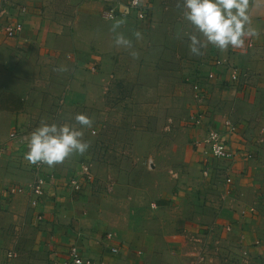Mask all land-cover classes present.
I'll return each mask as SVG.
<instances>
[{
  "label": "crops",
  "instance_id": "1",
  "mask_svg": "<svg viewBox=\"0 0 264 264\" xmlns=\"http://www.w3.org/2000/svg\"><path fill=\"white\" fill-rule=\"evenodd\" d=\"M3 1L13 8L24 6L26 12L19 15L24 29L18 37L0 34V264L7 262L6 247L17 251L12 264H38L36 256L43 249L46 255L40 264H65L73 245L93 259L94 264H264V0H249L251 27L257 34L246 37L242 47L221 50L208 44L195 61H188L177 58L170 46L160 54L164 60L161 67L155 68L165 72L164 63L170 62L176 67L206 65L209 74L217 75L208 107L199 108L208 115L206 122L222 129L225 120L235 122L241 118L236 123V133L231 134L232 148L239 154L233 162L216 160L214 168V159L206 158L201 149L193 146L194 138L203 135L202 130L189 132L194 169H208L206 174L212 172L215 177V181L200 183V189L224 191L225 200L220 203L215 196L208 204L212 210L208 217L186 220L181 216L177 229L170 233L161 228L162 220L146 215V223L160 229L143 234L131 232L128 237H121L115 230L105 233L100 224L105 223V214L98 215L94 209L92 184L84 192L71 190L70 178L80 175L83 167L90 164L81 165L71 155L54 166L44 164L37 169V163L25 159L28 139L41 119L37 111L57 110L51 101L53 96L64 95L66 105H75L86 98L89 102L88 94L96 89L95 94L104 92V71L96 75V88L90 82L95 75L91 69L110 63L108 55L99 53L105 40L103 29L113 32L110 55L116 57L118 65L127 61L123 54L130 53L115 43L116 36L123 35L121 28L128 23L104 18L106 4L101 0H0V5ZM143 2L151 8L149 21H139L144 26H150L158 16L168 20L166 16L184 11L183 0ZM130 17L135 20V13ZM154 25L157 26L144 36L150 55H158V50L162 53L170 45L164 38L163 44L156 42L153 28L159 24ZM182 26L179 22L176 27L180 29H176L164 23L159 31L172 34L175 30L183 31ZM93 35H97V41ZM141 36L142 33L132 39L135 42ZM137 45L136 42L132 47L136 56L129 58L133 63L144 60H138ZM217 61L222 64L216 65ZM232 68L238 71L235 81L231 78ZM121 77L129 76L121 73ZM13 131L17 135L12 138ZM187 165L185 162L183 169ZM219 175L224 179L216 181ZM38 177L46 180L45 196L38 197L29 191L8 194L10 187L26 185ZM227 178L232 179L231 184ZM167 204L162 202L160 207L166 209ZM218 209L221 213H217ZM203 222L205 226L197 227ZM186 223L194 224L185 228ZM116 245L122 247L120 254L111 252Z\"/></svg>",
  "mask_w": 264,
  "mask_h": 264
},
{
  "label": "rangeland",
  "instance_id": "2",
  "mask_svg": "<svg viewBox=\"0 0 264 264\" xmlns=\"http://www.w3.org/2000/svg\"><path fill=\"white\" fill-rule=\"evenodd\" d=\"M166 17L168 20L164 16H158L150 26H144L132 17L126 18L127 20L117 19L128 23L120 31L130 41L129 46L121 45L123 50L130 53L123 54L127 61L118 65L114 61L116 57L110 55V47L114 46L113 32L103 29L108 34L104 33L105 40L99 53L108 55L110 63H101L91 69L95 75H92L90 82L97 84L96 75L104 71L107 77L104 92L95 94L96 89L95 93L88 94L91 98L89 102L86 98L75 105H66L64 95H55L51 101L57 106L56 111H37L41 114V119L36 122L35 128L42 121L81 127L74 119L78 113H84L92 119V126L83 128V139L90 147L85 153H74L72 157L77 158L81 165L90 164L94 176L91 192L94 209L98 215L102 212L105 214V223L100 224L105 233L115 230L121 237H128L131 232L143 234L160 229V226L152 227V224L146 223V215L149 218H159L163 221L161 228L168 233L173 232L174 228L177 229L181 216H185L186 220H194V216L208 217L212 211L209 209V202L214 201L215 196L220 203L225 200L224 191L200 189V183L214 180L215 177L212 172L206 174L205 168L201 169L200 166L199 170L194 169L195 161L191 158L194 154L189 143V132L191 129L195 130L191 125L192 114L199 111L201 106L208 107L216 83L208 77L210 70L206 69V65L176 67L170 62L164 63L165 72L155 71L164 62L160 54H164L170 46H173L172 51L177 54V58L195 61L198 56L189 50L188 35L196 33L195 27L183 14ZM156 22L159 24L153 28L156 42L163 44L164 38L170 44L162 49V53L161 49L156 52L159 57L150 55L148 42L144 37L152 31L153 26H157L154 25ZM179 22L183 23V31L175 30L172 34L159 31L164 23L180 29L176 27ZM134 29L137 32L143 30L140 32V40L135 39V42L132 39L137 33ZM93 37L97 41V35ZM136 42L139 46L136 51L138 60L144 57L140 63L129 60ZM81 50L82 48L80 52ZM157 57L158 60L154 61ZM121 73H127L129 77H121ZM195 86H198V92ZM240 120L241 118L238 119ZM238 121L231 120L234 124L240 123ZM185 162L189 164L186 170L183 169ZM215 162L216 159L212 162L213 168ZM220 177L223 176L219 175L216 181H220ZM165 201L168 202L166 209L164 206L160 207ZM217 213H221V210L218 209ZM193 224L186 223L185 228ZM205 225L203 222L197 224V227ZM36 245L39 247L38 243ZM6 248L7 262L4 264H12L11 260L15 254L17 257V251ZM10 254L13 256L11 259ZM45 255L44 249L43 253H38V264L44 261ZM190 256L193 258L195 255L191 252Z\"/></svg>",
  "mask_w": 264,
  "mask_h": 264
},
{
  "label": "clouds",
  "instance_id": "3",
  "mask_svg": "<svg viewBox=\"0 0 264 264\" xmlns=\"http://www.w3.org/2000/svg\"><path fill=\"white\" fill-rule=\"evenodd\" d=\"M183 9L184 18L199 33L188 35L192 54H202L208 44L221 50L229 46L239 48L244 45L246 37L257 34L251 27L249 0H183ZM136 36L139 37L140 33L137 32ZM115 43L130 45V41L120 34ZM74 119L81 127L42 121L30 134L25 159L51 167L74 153H85L90 145L83 139V128L91 127L93 121L84 113L76 114Z\"/></svg>",
  "mask_w": 264,
  "mask_h": 264
},
{
  "label": "built area",
  "instance_id": "4",
  "mask_svg": "<svg viewBox=\"0 0 264 264\" xmlns=\"http://www.w3.org/2000/svg\"><path fill=\"white\" fill-rule=\"evenodd\" d=\"M106 4L103 11V17L109 20L128 18L132 12L135 13V17L138 21L148 22L151 16V8L143 0H101ZM26 8L24 6L11 7L8 6L6 1L0 5V34H3L7 38L18 37L23 29L24 23L19 18V15L24 14ZM220 61L216 62V65H221ZM212 80H215L217 75L212 72L208 75ZM232 80L238 79V71L232 68L231 73ZM198 90V86H195ZM208 115L199 111H194L191 117V125L193 128L202 130L203 135L196 137L193 140V146L196 149H201L206 158L216 159L220 161H235L236 156L239 154L232 148L231 134L236 133L237 125L229 120H225L223 128L220 129L211 122H206ZM17 132L13 131L11 137H16ZM44 164L37 163L36 168L39 169ZM206 173L208 169L205 170ZM50 178V177H49ZM228 184L232 183L231 178L226 179ZM94 182V176L90 170L89 165L83 167L82 173L75 178H70L69 186L73 192H84ZM46 180L44 178H36L32 182L22 186H12L8 189V194L16 195L18 193H25L27 191L35 194L38 197L45 195ZM108 238H112V234H108ZM122 247L119 245L113 246L111 252L113 254H120ZM13 258L12 255H10ZM65 264H94L93 259L85 256L83 252L73 245L68 250V260Z\"/></svg>",
  "mask_w": 264,
  "mask_h": 264
}]
</instances>
